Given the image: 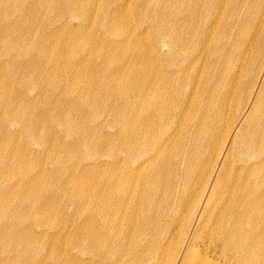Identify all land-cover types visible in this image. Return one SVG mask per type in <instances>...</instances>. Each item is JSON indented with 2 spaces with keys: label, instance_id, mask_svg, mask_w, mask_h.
<instances>
[{
  "label": "bare ground",
  "instance_id": "bare-ground-1",
  "mask_svg": "<svg viewBox=\"0 0 264 264\" xmlns=\"http://www.w3.org/2000/svg\"><path fill=\"white\" fill-rule=\"evenodd\" d=\"M93 1L0 0V134L31 136L57 158L87 151L68 173L53 160L58 185L67 179L55 195L62 228L46 226L29 251L5 245L0 264H222L201 251L207 235L232 252L225 262L264 264V0H135L150 25L138 31L119 20L134 0H118L102 18L110 31L77 37L93 27L84 21L68 32L73 7L90 21ZM148 35L170 60H155ZM83 48L90 56L58 85L55 64ZM11 79L40 93L15 94ZM54 123L71 141L56 140ZM4 150L2 237L15 229L1 223L14 214L5 191L33 198L54 174L44 166L15 187L29 154ZM37 196L32 209L56 216L54 197Z\"/></svg>",
  "mask_w": 264,
  "mask_h": 264
},
{
  "label": "rangeland",
  "instance_id": "rangeland-1",
  "mask_svg": "<svg viewBox=\"0 0 264 264\" xmlns=\"http://www.w3.org/2000/svg\"><path fill=\"white\" fill-rule=\"evenodd\" d=\"M107 2L109 4L108 6L106 4ZM118 4H120V2L118 0H94L93 5H92L91 15H90V21L83 20L79 17H76V12L79 9L77 7H73L72 10L75 12V17H73V20L70 23L72 26L67 27V31L72 33L74 30H78L79 25L85 26V24L83 23L84 21L87 23H90L89 25L92 24L93 27L89 26V28H87L86 30H79L80 32L79 33L77 32L76 36L77 35L96 36L98 34L101 35L104 31H105V33L107 30L110 31L111 30L110 25L106 24V22L102 23V18L105 17L106 11H107L109 6H111L110 9H113ZM135 4H136V2L134 0L132 2V5H131L132 13L131 14H125L124 16L119 17V20H120L121 26H123V27L129 26V28L131 30H132V28H135L136 31H138V30H140V28H142L144 26L147 27L150 25H149V22L146 21V19L142 20L140 18L141 14L143 15V13L146 11L144 10V11H142L141 14H137L136 10L134 9ZM146 16L147 15H145L144 18H146ZM100 23H102V24H100ZM48 34H49V32L47 33V35ZM144 42L147 43V45L149 46L151 53L153 54L156 61H160V59L162 61L163 60L164 61L170 60L171 57L168 56L169 53H168V46L167 45H165L163 43L157 44L156 41L153 40L151 38V36H149V35L147 36V39H145ZM156 49H158V52L163 51L162 55L158 53L159 58H157V56L154 54V51ZM88 56H90V52L86 48H83L82 50H78L73 55L72 61H61V62L55 64V66H58L61 69V72H59L57 74L58 85L63 83L64 74H66V72L69 69L73 68L71 65L75 61L76 62L80 61L83 58L88 57ZM202 69L203 68L201 66H198L197 69L192 74V77L194 74H196V76H197L202 71ZM15 76H17V75H15ZM12 77L13 76H11V70H7V72H6L7 81ZM11 81H12V85L10 86V88L12 89L13 93H15V94L18 92L28 93V92L34 90L35 92L32 93L31 97L28 96L29 99H33L34 96H37L36 91L39 92L38 88H35L34 85L26 86L24 84L18 83L14 79H11ZM50 92H51V96H53L54 93L56 94L55 90L51 89ZM54 97L57 99L58 95L56 94V96H54ZM59 97H61V99L65 98V97L63 98V94L59 95ZM42 99L43 98L41 97V94H40L37 102L40 103ZM43 111H47V110L44 109ZM67 113H65V114H67ZM64 116H66V115H64ZM52 130L54 131V133L56 132L55 137H56V140L58 142L61 143V141H63L66 143V142L71 141L70 137L65 136L61 126L59 127L57 124L54 123L52 125ZM18 132L19 131L13 132L11 134H0V149H3V150L7 149L9 152L20 150V151H25L29 154L28 155V158H29L28 164L24 165L22 167V169H21L22 172L16 173L11 178V182L13 183V185H15V187L20 185V184H25L31 175H33V176L39 175L41 173L39 171L42 170L45 166L46 171H43V172H52L54 174H52V176H50L49 178L46 177L44 182L49 186H51V184H53V185H52L51 191L44 192L41 189L40 190L37 189V191L34 190L33 198H31V197L28 198L27 190L22 191L19 195L11 194L9 189H7L5 191V196H7L9 199V207L11 208V210L14 214H13V217L11 216L10 219L8 218V220H7V218H4L3 222H1V223L2 224L3 223L11 224L15 228L12 231L17 232V233L15 234V233L11 232L10 230L2 231L3 237L0 236V257H1L2 249L4 248L5 245L9 246V248H14V249L17 248L16 250H18L20 252L29 251L32 249V247L39 246V244L42 245L45 242L44 241L45 238H44V236L42 237L41 231H43L46 228V226L49 227L52 224V226H51V228H52L51 232L52 233L58 232L60 230V228H62L61 219H62V211H63V207H64V201H61V202L56 201L55 195L57 196V194H60V193L62 194L64 192L63 188L66 184L67 179L62 185H58L57 178L59 176V173H55L54 169H56V167H58L59 165L56 164L55 166H52V164L54 162L53 160L54 159L60 160L58 158L61 157L62 161H64V163L62 162L60 165H61V167H63V170L64 171L67 170L66 172L68 173L71 171L69 169H71L73 166H75L76 164L79 165V163L81 162V161H79V159L81 158V156L83 154H85L87 152L84 149L78 151L76 149L73 150V149L69 148L68 151H71L72 154H66L64 151L62 153L58 152L59 157L57 158V156L54 157V156L47 154L46 150H44L43 145L39 146L34 138H31V136L18 134ZM44 137H45L44 134H40L36 138H38V139L41 138L44 140ZM2 142H5L6 144L2 143ZM8 143H9V145H8ZM54 145L56 146L57 143H55ZM4 153H5L4 156L6 157V150H4ZM59 154H61L62 156ZM11 162H13V163L17 162V158H15L13 155H12ZM51 170H53V171H51ZM29 172H32V173H29ZM26 174H28V175H26ZM67 178H68V176H67ZM0 181H2V178H0ZM2 192L3 191H0V195ZM37 195L41 199L42 198L48 199V198L54 197V202H55V206H56L55 208H56V212H57L56 216L51 218L50 214L49 215L44 214V212H46L45 210L37 211L34 207L32 209L31 202L36 198ZM27 199L28 200L30 199L29 201H31V202H28ZM44 202H47V200H45ZM34 216H35V218H34ZM39 216H40V218H39ZM41 218H43V219H41ZM36 219H37V222H36ZM21 221H23V222H21ZM53 227L55 229H53ZM0 229H1V227H0ZM33 230L37 235L32 232ZM35 236H39V238H40V239L39 238L36 239L37 241H35V243H37V244H35V243H34L35 245L34 244L33 245L28 244L30 248L28 249V246L26 245L27 250H25V244L26 243H24V241L28 242L30 239H32ZM4 238H5L6 243L4 242ZM17 239H20V241H16ZM209 239H210V237H209V235H207L201 244V251L205 253V251H206L205 249L208 248L209 249V251L207 250L208 255L211 258L218 259V261H221L222 264H230L229 261L225 262V258H227V256L231 257L232 252L226 251L223 255V251L221 249V246H215V245L210 246ZM61 240H62V238H60L59 241H61ZM230 257H228V258H230Z\"/></svg>",
  "mask_w": 264,
  "mask_h": 264
}]
</instances>
